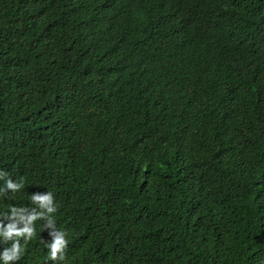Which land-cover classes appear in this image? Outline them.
I'll use <instances>...</instances> for the list:
<instances>
[{"label":"trees","instance_id":"trees-1","mask_svg":"<svg viewBox=\"0 0 264 264\" xmlns=\"http://www.w3.org/2000/svg\"><path fill=\"white\" fill-rule=\"evenodd\" d=\"M188 4L0 0V171L24 183L0 210L52 192L68 241L18 264H264V0ZM244 19L238 77L215 26ZM186 180L188 213L166 195Z\"/></svg>","mask_w":264,"mask_h":264},{"label":"clouds","instance_id":"clouds-1","mask_svg":"<svg viewBox=\"0 0 264 264\" xmlns=\"http://www.w3.org/2000/svg\"><path fill=\"white\" fill-rule=\"evenodd\" d=\"M173 3L181 4L182 8L190 9L195 5H189L188 0H171ZM257 1V0H249ZM215 4H219L214 2ZM253 20L244 19L237 23L236 32L238 36L227 37L226 32L220 27V24L215 26L217 36L228 43L227 47V63L230 64L233 59L237 61L235 71L237 76L240 75L241 64L244 56L247 54L249 46L254 44L246 35L247 26L251 27ZM264 84V56L259 66ZM216 159L213 154L210 167ZM218 168V177L225 181V170L227 164H221ZM8 174L0 171V180L5 181L4 188H0V192L11 191L18 192L24 187L23 181L13 182L7 179ZM227 183L232 187H243L245 184L243 179L239 177V169L228 179ZM244 191H247L246 188ZM192 193L191 181L186 180L184 183H178L177 186L171 189L166 195L169 198H177V202L184 207L186 213L194 208V193ZM23 197L17 198L11 204L3 207L0 210V264H18L24 254V246L39 232L43 239L46 259L53 262H64L66 259L65 249L67 247L66 233L55 226V221L52 219V214L57 211L54 205V196L52 192L34 193L31 196L33 203L32 209L28 210V201L25 205H21ZM161 212L165 217H177L175 209L170 203H166ZM49 237H51L49 241ZM11 243V247L7 245Z\"/></svg>","mask_w":264,"mask_h":264}]
</instances>
